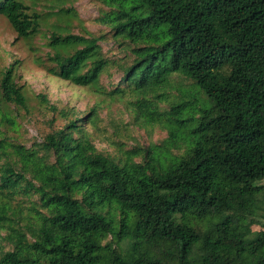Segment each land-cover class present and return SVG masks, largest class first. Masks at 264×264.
Returning a JSON list of instances; mask_svg holds the SVG:
<instances>
[{
	"label": "trees",
	"instance_id": "16d2710c",
	"mask_svg": "<svg viewBox=\"0 0 264 264\" xmlns=\"http://www.w3.org/2000/svg\"><path fill=\"white\" fill-rule=\"evenodd\" d=\"M35 1L0 0L24 42L45 21ZM101 1L110 10L100 21L130 55L106 58L105 36L74 35L67 23L39 65L110 98L135 96L136 120L168 137L125 150L107 136L108 154L86 126L101 131L97 107L69 119L72 110L39 95L69 120L38 145L43 155L0 139L2 155L17 157L0 168V230L11 246L0 264H264V229L252 230L264 221V0ZM111 69L120 79L108 90L100 82ZM15 72H0V113L28 108ZM177 77L191 84L161 111Z\"/></svg>",
	"mask_w": 264,
	"mask_h": 264
},
{
	"label": "rangeland",
	"instance_id": "374dc122",
	"mask_svg": "<svg viewBox=\"0 0 264 264\" xmlns=\"http://www.w3.org/2000/svg\"><path fill=\"white\" fill-rule=\"evenodd\" d=\"M28 4L32 11L46 14L40 33L30 42L18 38L7 19L0 16V72L15 64L16 82L24 87L29 99L27 109L15 105L2 108L0 139H5L9 144L22 145L27 149H38V145L48 134L62 128L71 117H86L94 107L98 108L101 131L95 132L91 127L86 126L100 151L116 154L112 147L101 140L107 136L122 141L125 150L135 146L147 147L151 144H160L168 137L167 130L161 125H150L144 120H136L137 114L132 106L135 96L110 98L98 92L96 87H81L52 76L39 65L38 60L43 59L47 62L49 55L53 53L48 46L52 32L59 26L66 27L67 23L70 24L69 32L74 35L105 36L99 44L106 58L120 59L129 56L130 48H127L126 44L117 42L110 27L100 21L103 15L109 12V6L101 0H38ZM49 6H55L57 10L69 9L70 16L60 20L57 16H48L47 12L51 10L48 9ZM119 79L116 69H111L110 74L102 77L100 86L109 90L110 83L117 84ZM173 83V88L169 90V100L159 104L161 111L171 110V105L182 97V92L178 89L185 90L191 84L180 77L173 79ZM39 95L45 96L50 105L58 110H72L69 119L61 116L59 111H53L49 104H43ZM7 119L11 120V123ZM38 150L40 155L44 154V151ZM8 152L9 155H2L0 152V168L7 162L17 160L11 149ZM22 202L18 198L16 204ZM261 229H264V221L254 219L252 230ZM5 236L6 231L0 230V250H11Z\"/></svg>",
	"mask_w": 264,
	"mask_h": 264
}]
</instances>
